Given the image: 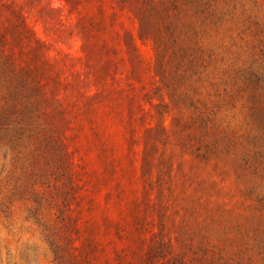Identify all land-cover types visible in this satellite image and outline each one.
Here are the masks:
<instances>
[{
  "label": "rangeland",
  "instance_id": "rangeland-1",
  "mask_svg": "<svg viewBox=\"0 0 264 264\" xmlns=\"http://www.w3.org/2000/svg\"><path fill=\"white\" fill-rule=\"evenodd\" d=\"M0 264H264V0H0Z\"/></svg>",
  "mask_w": 264,
  "mask_h": 264
}]
</instances>
